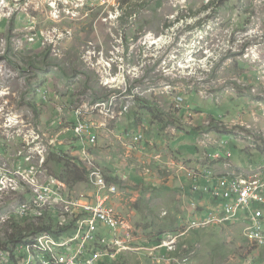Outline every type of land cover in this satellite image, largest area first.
I'll return each instance as SVG.
<instances>
[{"label": "rangeland", "instance_id": "374dc122", "mask_svg": "<svg viewBox=\"0 0 264 264\" xmlns=\"http://www.w3.org/2000/svg\"><path fill=\"white\" fill-rule=\"evenodd\" d=\"M136 98L169 115L168 124H151ZM97 105L85 116L96 137L90 148H97L99 138L106 153L97 152V161L90 149L81 152L89 155L88 164L107 169L110 184L119 189L118 196L112 197L113 191L107 196L132 223L117 235L109 256L98 249L96 264H182L180 257L189 252L190 264H264V247L245 239L240 221L231 228L197 226L214 204L213 188L191 189L203 171L194 173L193 160L199 158L215 179L227 171L244 173L248 183L253 175H264V0H0V248L16 242V229L22 238L31 226H52L48 212L34 222L51 207L40 197L48 178L60 180L68 194L92 200L90 170L72 150L77 142L81 146L75 137L79 121H71L76 111ZM135 114L142 119L129 129ZM213 118L223 127L241 122L233 128L239 138L222 146L225 129L218 125L213 131L208 125ZM100 128L106 132L98 135ZM207 129L204 146L199 133ZM143 130L147 140L155 137V160L138 167L128 147L140 150L133 140ZM66 162L82 164L87 181L69 183ZM129 162L135 168L127 170ZM229 163L234 166L227 170ZM26 168L27 175L16 176ZM118 168L126 179L110 174ZM259 180L264 189V176ZM192 202L194 209L188 206ZM213 206L219 209L220 202ZM251 208L264 212V203L255 200ZM33 211L39 214L23 218ZM193 223L200 229L182 236L173 250L169 239L157 235L178 237L182 224Z\"/></svg>", "mask_w": 264, "mask_h": 264}, {"label": "bare ground", "instance_id": "6f19581e", "mask_svg": "<svg viewBox=\"0 0 264 264\" xmlns=\"http://www.w3.org/2000/svg\"><path fill=\"white\" fill-rule=\"evenodd\" d=\"M163 39L164 38H161L159 41L156 40V42L161 43ZM178 101L181 102V105H183V97H179ZM97 108L98 105L96 107H90L85 113L82 111L75 112L77 122L79 121V125L76 124L75 126V133L77 134L75 137H77L81 142L87 141L89 145H94L96 143V137L91 133V123L85 120V116H89L88 112L93 114ZM80 118L82 120H80ZM142 135V137H136L133 141L135 143H142L143 140L146 139V133L144 130ZM80 154L82 156L81 158H78V160L82 162L91 173V166L88 163L92 161L89 160V155L85 150ZM42 162L44 163V161ZM182 168L185 171L187 170L183 163ZM30 170V168H26V170L21 171V173H16V176H25ZM148 171L149 170L147 167L143 168V172H145L144 174H148ZM232 173H229V180L224 185V187L220 185V195L216 200H214L215 197L212 196L215 187L213 188L212 193L209 195V202L214 204L206 209L204 215H200L203 219L201 222L205 223L208 220L209 214H215L216 216L222 214L224 216L228 211L235 208L234 203L231 201V196L243 195L248 191L249 183L246 181V177L248 176L243 175L244 173ZM225 175H227V173H225ZM211 176L212 172L210 171V177ZM253 176L257 177L258 175ZM89 177L90 185L96 190L94 195L91 196L93 200V197L96 196L97 192L103 191H100L97 185L92 182L91 175H89ZM202 181L203 180H200V182L192 184L191 189L194 191L201 190L203 192H211L209 191L208 184L206 186H201ZM49 182L53 183L52 187L56 190L53 192V194L57 198V202L54 206L42 211L41 214L37 216L36 220H34V222H40L38 220H41L45 213L48 212L50 216L48 217L47 221L50 225H52L50 227H52L53 231L59 232L63 230L64 232H59L58 235H54L49 232L36 233L26 235L22 238L15 236L16 243L6 246L5 250L0 252V264H96L97 258L101 257L98 249L105 250L106 252L104 254L106 256L110 255L114 241L117 240V235L121 233L112 229L107 232L108 222L115 220L120 223V221L123 222V219L117 218L115 216L105 215L103 211H99L98 205L94 204L92 200L88 198V196L85 197V195H82V193H80L78 196H75V194L72 192L68 194L66 192L65 185L62 184L60 180L58 181L54 177H50L48 178L47 185ZM203 183L205 182L203 181ZM223 188L228 189L225 190ZM109 193L110 192H105L102 194V196L104 198H108L107 195H109ZM254 194L256 193L254 192ZM77 197L80 198L78 199ZM218 202H220L219 209L213 206ZM33 213L39 214V211L27 213L23 218H27L28 216L30 217V215ZM247 216L246 209L240 208L238 210V221L241 222L244 230L246 228V225H244V220ZM55 218H57V222H55L56 224H53ZM217 222L219 221L217 220ZM211 225L213 226L219 224L211 223L204 226L206 227ZM197 226H201V224L199 223ZM15 227L20 228V225H16ZM15 227H13V229ZM201 228L203 227L201 226ZM184 234L186 233L184 232ZM14 245H16V248H12ZM115 254L116 252H114L111 257H113Z\"/></svg>", "mask_w": 264, "mask_h": 264}, {"label": "built area", "instance_id": "2783aa9c", "mask_svg": "<svg viewBox=\"0 0 264 264\" xmlns=\"http://www.w3.org/2000/svg\"><path fill=\"white\" fill-rule=\"evenodd\" d=\"M90 166L92 182L97 185L100 191H103L97 192L96 196L93 197L92 202L98 205L99 211H103L105 215L121 218L117 214L115 207L111 204V199L113 196L117 195L118 189L116 187H109L101 171L93 165ZM52 185V182H49L48 185H45L43 187L42 194L40 195L41 199H45L50 204V206H54L57 202V198L53 194V192L56 190L53 189ZM109 191H113L111 194L112 197L110 196L108 198H104L102 194ZM254 192L256 194H254ZM261 192L262 185L260 184L259 178L256 177L248 184V191L245 194L231 196V201L235 205L234 209L228 211L224 216L222 214L219 216H216L215 214H209L208 220L205 223L201 222V226L211 223L224 224L227 222H237L238 210L240 208L246 209L249 212V217H247L245 220L246 228L244 230V236L251 245L264 247V212L262 210H252L251 208V205L255 200H257V202L264 203V196L260 194ZM219 195L220 188H215L212 196L218 198ZM217 220L219 222H217ZM121 222L122 221L119 223L115 220L108 222L107 232L112 229L114 231L120 232L121 234L125 233L124 231L126 230V225L124 221L122 223ZM124 238H126V235H124ZM122 241H125V239ZM189 262L190 260L188 258H183L182 264H188Z\"/></svg>", "mask_w": 264, "mask_h": 264}, {"label": "clouds", "instance_id": "9594fccd", "mask_svg": "<svg viewBox=\"0 0 264 264\" xmlns=\"http://www.w3.org/2000/svg\"><path fill=\"white\" fill-rule=\"evenodd\" d=\"M110 60H113V59H110ZM188 108H190V105L188 106ZM237 121H239V119H234L232 122H237ZM241 123V122H240ZM239 123V124H240ZM239 124H236V125H239ZM208 125L212 128L213 126H215V127H217L218 125L221 127L222 126V128H224L225 130V132L223 133V135L221 136V145L222 146H224V145H230L231 144V142L232 141H230V138L231 139H238L239 137L236 135V136H234V134H236V129H233L234 128V126H236L235 124H226V126H224L223 127V123L222 122H215V120H214V118H213V122H210V123H208ZM238 127V126H237ZM213 129V128H212ZM190 130H192L193 131V129H190ZM179 131H184V130H179ZM213 131H214V129H213ZM182 133H184V132H182ZM200 135H201V137H202V139L200 140V142L199 143H202L204 146H207V141L208 140H203V137L205 136V135H209V134H211V130L210 129H207V133H199ZM213 136V135H212ZM209 137H211V136H209ZM234 143H236V142H234ZM220 153V152H219ZM212 154H213V151H211V150H208L207 151V155L206 156H208L210 159H211V156H212ZM218 158V156H215V159H217ZM179 162V165L181 166V162L180 161H178ZM193 162L195 163V165H194V167H197L198 169H194V173L196 174L197 172H198V170H200V168H202L203 169V171L199 174V176H200V180H203L204 179V177L205 178H208L209 176L204 172V168H205V166L207 165V163H206V161L204 162V160H203V158H199V159H196V160H193ZM213 162V164H216L214 161H212ZM118 163V162H117ZM259 164H262V163H260L259 162ZM234 166V164L233 163H229L227 166H226V169L227 170H230L231 169V167H233ZM95 167L96 168H98L100 171H101V173L103 174V176H104V178H105V180H106V182H107V185L109 186V187H115L114 185H111L110 183L112 182V180L111 179H108L107 177H106V174H107V172H106V170H102L99 166H97V165H95ZM125 167H126V169L128 170L129 168H132V166H131V163L129 162V163H126L125 164ZM133 168H135V167H133ZM263 169H264V164H263ZM261 172H263V170L261 171ZM113 173H119V174H121L122 175V179H126V176H124V173H125V171L123 170V169H120V168H118V171H116V172H110V174H113ZM229 176H230V174H229V172L227 171V175H225V173L223 174V175H221L219 178H217V179H215L216 178V176H215V178L214 177H210V179H213V181H215V183H216V186H215V188H220L221 189V187H220V185H222V187H224L223 186V184L225 185L226 183H227V181L229 180ZM259 179H261L262 177H263V175L261 174V175H258L257 176ZM199 180V181H200ZM131 182V179L130 178H128L127 179V182ZM198 181V182H199ZM209 182V181H208ZM133 184H135V183H133ZM135 185H138V184H135ZM189 187H190V185L187 187H183V189L182 190H184V189H186L185 191H183V193L184 194H188V193H190V191H189ZM117 188V187H116ZM118 189V188H117ZM223 189H225V190H227L228 188H223ZM118 191H119V189H118ZM115 196H118V195H115ZM115 196H113V197H115ZM234 196V195H233ZM193 204H194V202H192V203H190V204H188V206L190 207V208H192V209H194V206H193ZM120 217H122L121 219H123V221H124V223H125V225H126V223L128 222L129 224H131L132 223V221H131V223L127 220V217L125 218V217H123L119 212L117 213ZM238 215V214H237ZM238 222V221H237ZM237 222H234V223H229V222H227V223H224V224H219V226H221L222 228H227V227H225V224H228L229 226L228 227H233ZM192 227H196V225L195 224H190L189 226H185L184 224H182L181 226H180V236H178V237H175V236H173L172 238H168L166 235H161V234H157L159 237H162V238H167V239H169L170 241H171V250H173L175 247H173L175 244H176V242H180V240H182V236H184V235H186L190 230H194V229H200V228H198V227H196V228H193V229H191ZM183 231L186 233V234H183ZM243 235H244V230H243ZM192 237H193V235H192ZM245 237V236H244ZM171 239H174V240H171ZM246 239V238H245ZM247 240V239H246ZM248 241V240H247ZM263 248V247H262ZM182 249H185V247H182ZM170 250V256H169V258H170V261H171V255H172V252H174V251H171ZM190 256H192V254L189 252L188 254H186L185 256H182V257H180V258H188L189 260H190V262H192L191 261V259H190ZM196 261V260H195ZM190 262L188 263V264H190Z\"/></svg>", "mask_w": 264, "mask_h": 264}, {"label": "trees", "instance_id": "16d2710c", "mask_svg": "<svg viewBox=\"0 0 264 264\" xmlns=\"http://www.w3.org/2000/svg\"><path fill=\"white\" fill-rule=\"evenodd\" d=\"M145 104H146V102H144L142 104V102L139 100V98H136V105L138 107H140L139 111L143 112L145 114L144 116H148L151 118V124L161 125V126L168 124V120L170 117L169 115H167V117H166V115L161 116L162 113L160 112V110H156L154 107H149L148 105H147V107H145ZM139 116H141V115L139 114ZM134 118H136V120ZM141 119L142 118H140L138 120L137 115L136 114L133 115L131 124L128 126V128L129 129L130 128L136 129L137 126L139 125V122ZM60 163H62V162L60 161L58 164L60 165ZM65 177H66L67 181L69 183H71L72 185L82 184V183L87 181V171L83 167V165L80 164L79 162L78 163L66 162L65 163ZM208 181H206L205 184H208L212 188H214L216 186V183H215V181H213V179H209ZM26 231L29 233V235L30 234H36V233H44V232H49V233H52L54 235H58L59 232L60 233L64 232L63 230H61L59 232H55V231H53L52 227H50V226H42L40 228L29 227L28 230H26ZM16 232H17V229L14 231V235H13L14 237L12 238L15 241H16V237H15ZM18 233H20V232H18ZM25 236H23V237H25ZM5 248H6V246L5 247L1 246L0 249H2L1 251H3V250H5Z\"/></svg>", "mask_w": 264, "mask_h": 264}, {"label": "crops", "instance_id": "0c3cea01", "mask_svg": "<svg viewBox=\"0 0 264 264\" xmlns=\"http://www.w3.org/2000/svg\"><path fill=\"white\" fill-rule=\"evenodd\" d=\"M75 115V114H74ZM75 117V116H74ZM91 118V117H90ZM76 117H75V119L73 120V122L71 121V123H73V124H75V122H76ZM68 130L69 129H65V130H63V132H68ZM93 131H95V133H96V129H93ZM102 131H104V132H106L104 129H102V128H100L98 131H97V134L99 135ZM122 131H125V130H122ZM136 130H131V132H130V134H131V136L133 137V133L135 132ZM63 132H60L59 133V136L62 134H64ZM128 132V133H129ZM69 133V132H68ZM121 133V132H120ZM69 135H71V134H69ZM72 137V136H71ZM70 137V138H71ZM69 138V139H70ZM120 138V140L121 141H128V139H124L123 137H119ZM155 140V137H153V139H149V140H147V139H145V140H143V142L142 143H140V150L139 151H136L137 150V148L138 147H134V148H131V147H128V149H131V153H132V156H134V157H136L137 159H138V161H139V163H138V167H143L144 165V163H146L147 164V162L148 161H150V163L153 161V160H155V158H153V156H154V153H152L151 152V150H152V148H151V146H153V141ZM71 141H73V139L71 138ZM124 142H122V144L124 145ZM155 142H158V141H155ZM77 143H80V142H77ZM76 143V145H74V147L72 148V150H74V152H73V155H75V154H80L81 153V149L82 148H84V147H86V149H87V151H89V149H90V154H91V156H92V158H94V159H96L97 161H98V158L96 157V155L95 154H97V152L100 154V155H102L103 153H106V151H105V148L102 146V145H99V138H98V146H99V148H98V146H97V148L96 147H92V148H90V145L88 144V143H85V144H82V142H81V146L80 147H78V144ZM78 148H80V150L78 151L77 149ZM101 148H103V150L101 149ZM147 149H149V150H147ZM137 153H139V155H136V152ZM101 158V157H100ZM132 165H135V164H132ZM134 166H132V168H133ZM138 169V168H137ZM139 170V169H138ZM140 171V170H139ZM142 174V173H141ZM140 176H144V175H140ZM264 176V175H263Z\"/></svg>", "mask_w": 264, "mask_h": 264}]
</instances>
